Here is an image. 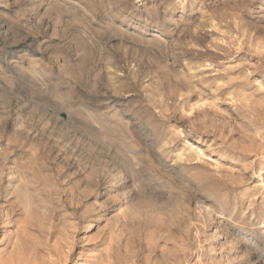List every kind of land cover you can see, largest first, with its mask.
Wrapping results in <instances>:
<instances>
[{
    "label": "rangeland",
    "instance_id": "obj_1",
    "mask_svg": "<svg viewBox=\"0 0 264 264\" xmlns=\"http://www.w3.org/2000/svg\"><path fill=\"white\" fill-rule=\"evenodd\" d=\"M197 234L264 264V0H0V264Z\"/></svg>",
    "mask_w": 264,
    "mask_h": 264
},
{
    "label": "bare ground",
    "instance_id": "obj_2",
    "mask_svg": "<svg viewBox=\"0 0 264 264\" xmlns=\"http://www.w3.org/2000/svg\"><path fill=\"white\" fill-rule=\"evenodd\" d=\"M44 209V208H43ZM25 211V210H24ZM62 216V215H61ZM181 216V215H180ZM187 220V219H186ZM64 221V220H63ZM183 221V220H182ZM186 223V222H185ZM43 224V223H42ZM64 228V227H63ZM93 227H91V229H92ZM182 228V227H181ZM46 229V228H45ZM204 229V227L203 228H201L200 230H203ZM44 233V232H43ZM55 233L56 232H54V233H51L50 234V236H51V238L55 235ZM42 234V233H41ZM45 235V234H44ZM47 236H49V235H47ZM62 236V235H61ZM65 237V236H64ZM185 237V236H184ZM187 237V236H186ZM70 238V237H69ZM105 238V237H104ZM65 239V238H64ZM182 239V238H181ZM188 239V238H187ZM58 240V239H57ZM65 240H67V239H65ZM64 240V241H65ZM180 240V239H179ZM197 240H198V245H196V246H198L199 248H197L198 249V251H197V258L199 259V261H198V263H196V264H206L205 263V261L208 259V261L209 260H212V264H225L226 262H228V260L227 261H225V257H223V255L222 256H219V257H217L216 255H215V252L213 251L214 249L213 248H211V247H208V248H206L205 250L204 249H202L203 247H200V234H197ZM189 240H186L185 238H184V240H183V242H184V244H185V247H187V249L186 248H184V245H183V249H181L179 246H175V248H177L178 249V247L181 249H175L174 250V252L172 253V254H167V256L165 257V258H163V264H188L187 263V261H188V259L190 258V256H191V252H190V244H189V242H188ZM204 242V241H203ZM68 243V242H67ZM216 243V242H215ZM56 245V244H55ZM177 245V244H176ZM62 246V245H61ZM60 246V247H61ZM66 246V245H65ZM203 246V245H202ZM51 248V247H50ZM188 248H189V251H188ZM54 249V248H53ZM72 249V248H71ZM32 250V249H31ZM85 250V249H84ZM220 255V254H219ZM41 256V255H40ZM39 256V257H40ZM83 257V256H82ZM37 261V260H36ZM80 261V260H79ZM16 262H18V261H16ZM33 262V261H32ZM230 262V261H229ZM232 262V261H231ZM259 262H261V260H259ZM11 263V262H10ZM25 263V262H24ZM2 264V263H1ZM208 264V263H207ZM210 264V263H209Z\"/></svg>",
    "mask_w": 264,
    "mask_h": 264
}]
</instances>
